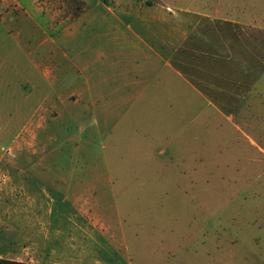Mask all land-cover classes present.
<instances>
[{
	"label": "rangeland",
	"instance_id": "obj_1",
	"mask_svg": "<svg viewBox=\"0 0 264 264\" xmlns=\"http://www.w3.org/2000/svg\"><path fill=\"white\" fill-rule=\"evenodd\" d=\"M22 1L15 20L0 14V168L107 172L138 264H264V0H203L204 10L221 12L200 17L190 32L196 50L182 72L191 84L177 88L175 80L169 116L171 100L156 83L166 77L164 19L149 23L152 37L128 19L120 33L91 24L58 34L31 0ZM22 26L32 28L31 38ZM84 63L110 78L107 91L138 81L123 89L138 92L126 111L102 113L103 98L86 94ZM140 63L160 71L141 75ZM124 185L126 198L117 189Z\"/></svg>",
	"mask_w": 264,
	"mask_h": 264
},
{
	"label": "crops",
	"instance_id": "obj_2",
	"mask_svg": "<svg viewBox=\"0 0 264 264\" xmlns=\"http://www.w3.org/2000/svg\"><path fill=\"white\" fill-rule=\"evenodd\" d=\"M143 1L54 0L52 4L51 0H31L30 6L44 16V27L54 29L58 34H66L80 27L86 28L91 24L99 28L106 24L107 28H113V32L120 33L117 27L123 20L128 19L139 24L140 31H146V36L147 33L151 36L154 30H151L149 23L152 20H165L168 36L165 40L167 58L163 65L166 68V77H159L156 83L160 89L166 90V96L172 102L168 104L172 107V111L167 109L169 116L174 111L172 104L175 100L173 101L172 97L176 89L175 80L180 81L177 88H181V82L187 86L191 84L188 76L182 72L191 67V60L187 56L196 50V46H192L191 42L187 44L190 32L198 26L200 17H212L221 10L219 12L217 5L212 11L204 10L206 2L191 0L186 6L180 7L164 4L158 11L156 5L155 8L154 5L143 7ZM91 2H94V5H91ZM50 6H55V13L51 12ZM95 6L100 9L95 11ZM17 7L25 11L24 1L2 0L0 14L5 13L6 17L1 21L7 22L9 17L15 20L14 10ZM66 11L69 12L67 16L63 15ZM47 17L51 18L50 23L46 22ZM19 32L29 39L31 37L28 34L34 31L29 26H22ZM54 41L57 42L56 39ZM45 43L46 38L43 39V44L39 42L37 46L45 47ZM150 53L156 62L158 51ZM146 58L153 61L142 51L141 59ZM50 63L54 64V69L61 66L58 60ZM78 64L84 67L83 62ZM84 64H87L88 71L87 75L85 74L88 88L86 94L103 98V104L100 105L102 113L126 111L123 109L138 96V92H123V89L138 81L126 80L119 88L107 91L102 87L107 86L110 78L92 73L91 69L88 70V63ZM147 64H139L141 75L146 74L148 70L155 73L160 71L159 67L156 70L155 66L144 67ZM198 64L195 63L194 67ZM77 71L83 74L80 68H77ZM124 73L127 76L131 71L127 69ZM144 79L148 85L152 81L149 82L145 77ZM197 80L206 87L207 82L201 76H198ZM154 94L155 91L151 96ZM23 95L24 102L27 97ZM20 111L25 112L18 108L17 112L21 113ZM26 125L25 123L24 128ZM111 185L113 186V181L104 171L0 168V258L31 264H138L136 260L132 261L127 239L119 227L121 214L113 203L115 188ZM96 187L106 190L96 192ZM126 188L127 185L118 187V193H124L125 196Z\"/></svg>",
	"mask_w": 264,
	"mask_h": 264
},
{
	"label": "trees",
	"instance_id": "obj_3",
	"mask_svg": "<svg viewBox=\"0 0 264 264\" xmlns=\"http://www.w3.org/2000/svg\"><path fill=\"white\" fill-rule=\"evenodd\" d=\"M0 264H31V263H25V262H19V261L0 258Z\"/></svg>",
	"mask_w": 264,
	"mask_h": 264
}]
</instances>
